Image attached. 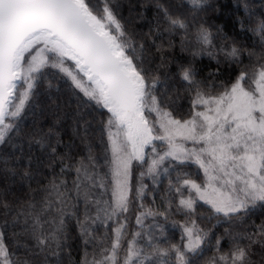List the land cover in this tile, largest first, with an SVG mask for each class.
Listing matches in <instances>:
<instances>
[{
	"label": "snow or ice",
	"instance_id": "snow-or-ice-1",
	"mask_svg": "<svg viewBox=\"0 0 264 264\" xmlns=\"http://www.w3.org/2000/svg\"><path fill=\"white\" fill-rule=\"evenodd\" d=\"M221 7L0 0V264H264V3Z\"/></svg>",
	"mask_w": 264,
	"mask_h": 264
},
{
	"label": "trees",
	"instance_id": "trees-1",
	"mask_svg": "<svg viewBox=\"0 0 264 264\" xmlns=\"http://www.w3.org/2000/svg\"><path fill=\"white\" fill-rule=\"evenodd\" d=\"M133 2H135V0H133ZM214 3H218L221 7V11L217 14H209L208 16H205L204 13H200V16L204 19H207L209 21V23L211 24H216V25H223L224 26V31L231 37V36H235L238 40L244 42L247 45H250L252 43L253 40L256 39V37H254L250 32L248 33H244L241 31L240 28V24L239 23H235V21L239 18V19H247L246 14L244 13L243 8L241 7L240 9H237L236 7V0H213ZM264 3V0H254V10L257 12V14H259V12L261 11L260 8V4ZM124 15L127 16L128 15V11H127V5L125 6L124 9ZM147 15L149 17L152 16V12L149 11L147 13ZM145 31H147V28H144ZM213 31H215V29H213ZM178 40V38H177ZM176 56L177 58H182L187 56V53H181L179 51V47H177L176 49ZM197 66L199 68L202 69L203 74L207 75L208 72L210 71H215L216 70V63L214 60H210L207 56L203 57V58H198V63ZM52 95L53 97H57L61 94L56 93L55 90H52ZM47 103H51L50 101H47ZM37 112H39V109H35ZM51 121V117H48L47 120L45 121V123H49ZM27 123H31V118H29V120L27 121ZM70 134V133H69ZM65 139H67V135H65L64 137ZM189 171H193L194 170V166L192 169H188ZM138 174V173H137ZM172 175L174 176L175 173H172ZM163 180V183L159 185L160 188V192L155 193L157 200L156 203L157 205L160 204V194L163 192V190L165 189V187L167 186V179L162 177L161 178ZM145 183H147L149 185V190H151V188L153 187L152 183L150 180H145ZM146 204H150L151 203V196H149L146 200H145ZM149 219H152L151 217L147 218L146 220H144V227L146 225V223H148L147 221H149ZM161 217H157L156 220L159 223H162ZM173 219L177 220V221H182L183 217L181 215H175L173 217ZM251 219L256 220L257 223H259V212L257 210V213L255 216L251 217ZM214 223V222H213ZM202 228H208L211 227L210 224L207 223H202L200 225ZM225 227L227 225H224ZM130 228L131 230H135L136 225H135V217L133 216L131 221H130ZM214 231H216L217 233H220L223 231V227H221L220 225H217L216 228L214 229ZM175 232V233H174ZM168 231L167 234L169 235V237H171L174 241H178L179 240V235H180V230H176V231ZM175 234V235H174ZM74 255H76V253H74ZM213 253L211 250H206L203 257L201 258V264H203V261L206 260L208 257L212 256Z\"/></svg>",
	"mask_w": 264,
	"mask_h": 264
},
{
	"label": "rangeland",
	"instance_id": "rangeland-1",
	"mask_svg": "<svg viewBox=\"0 0 264 264\" xmlns=\"http://www.w3.org/2000/svg\"><path fill=\"white\" fill-rule=\"evenodd\" d=\"M162 178V177H161ZM146 180H149V179H146ZM151 181V180H150ZM162 221V223H164V221H163V219H161ZM148 223H146V225H145V229L147 230L148 228H149V226H151L152 224H153V220L152 219H149V221H147ZM176 230H179V228L177 227V228H173L172 227V225H171V220H169L168 222H167V224H166V231L168 232V231H172V232H174V231H176ZM175 233V232H174ZM175 235V234H174ZM179 237H180V235H179Z\"/></svg>",
	"mask_w": 264,
	"mask_h": 264
}]
</instances>
